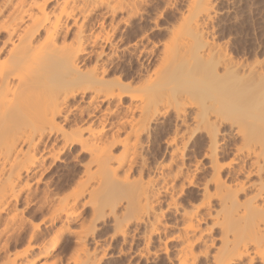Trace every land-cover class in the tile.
<instances>
[{"label":"bare ground","instance_id":"bare-ground-1","mask_svg":"<svg viewBox=\"0 0 264 264\" xmlns=\"http://www.w3.org/2000/svg\"><path fill=\"white\" fill-rule=\"evenodd\" d=\"M148 2L0 0V264H98L106 245L94 239L107 217L122 241L131 220L146 221L150 239L160 233L155 195L170 192L176 204L190 186L199 187L198 202L174 207L176 264H264V54L234 58L210 39L212 0H184L168 39L149 48L151 25L140 14ZM123 53L136 76H111L124 70ZM143 135L162 138L153 166L139 152ZM74 146L88 162L54 184L48 172ZM200 157L208 173L197 182ZM204 215L220 230L213 252Z\"/></svg>","mask_w":264,"mask_h":264},{"label":"rangeland","instance_id":"rangeland-1","mask_svg":"<svg viewBox=\"0 0 264 264\" xmlns=\"http://www.w3.org/2000/svg\"><path fill=\"white\" fill-rule=\"evenodd\" d=\"M165 1L166 0H149L148 3L143 4L141 7L142 9L140 11V14L143 15L145 18V21H141V25L145 26L146 28L151 25L148 28L151 29L148 30L151 36L148 42H146L148 47L152 46L155 42L154 44L157 45L158 43V48H161L162 42H165V40L168 39L169 34H167V28L170 29V26L172 24H177L179 13L184 10V0H178L176 5H168L169 3L165 4ZM154 13L156 14V16L154 15ZM154 16L157 19L153 20V18H155ZM207 21V30H209L208 34H210V39L215 41L216 43L221 44L222 46H225L223 48H226V52H229V54L231 53V56H233L234 58L244 59V57H246L248 58V60H251L253 59V56L256 53H259V58L263 56L264 0H212L211 17ZM134 22L138 23V18L134 19ZM256 46L259 48H257ZM97 47L99 48V46L88 48L96 50L98 49ZM155 48L156 47H154V50ZM119 57L120 58L117 60H119L120 63H123L122 65L123 67H125V71H119L120 73L117 71L114 75L111 76L117 77L121 75V77H124L125 73L133 75V70L135 68L134 66H136V62L132 61V69L129 70L128 68V64L129 62H131L130 59H132L133 57H129L128 53L119 54ZM82 58L86 65H90L93 61V59L91 57L89 58L88 56H86V54H83ZM103 58H106V56H103ZM90 59L92 60L90 61ZM156 64V61L153 60L150 64V67L153 69ZM72 100L71 102L73 104L80 105V107L82 108H86V99L80 100L78 97H75ZM127 101L128 98H122V102L115 103V106L118 108L119 111H122L124 108V103ZM152 126L160 128L163 127L162 124L157 121ZM195 139H197V143L202 146V144L206 141L204 131H198L195 134ZM235 141L238 142L239 139L235 138ZM161 144L162 138L160 137V135H156V137H153L152 139L147 138L146 135H143L141 137V147L139 148V152L141 153L140 155H142L141 157L147 158L148 156H153L151 158L148 157V161L150 162L155 156H157V154L158 156H160L161 146L163 145ZM112 150L115 155L120 154V143H117L115 146H113ZM152 153H155V156ZM188 153H190L189 158H191L192 160L194 153ZM196 153L201 155L200 147H198V151ZM88 159L89 154L87 152H81L79 151L78 146H74L71 151L67 152L64 155L63 162H58L56 166H53L50 169L47 174V177H53L54 184H59V182L57 181L60 180L64 182L65 179H69L72 176H77L82 171L84 164L88 162ZM200 161L201 164H205H202V170L197 171L196 173L197 176H195V179L196 177L198 178L196 179L197 182H202L204 177L208 173L206 159L200 157ZM151 163L152 162H150L149 165L153 166V164ZM205 169L207 170V172ZM148 174L154 177V173L151 168L149 169ZM148 174L146 173V175L144 176H148ZM66 183L67 182L65 181L63 184L65 185ZM41 186L43 185L41 184L40 187ZM170 195V192H160L159 194L155 195L154 208L155 211L159 214L158 226L160 228V233H152L150 235V239H145L146 242L144 240V233L147 232L148 229V226H145L147 225L146 221L138 223L135 220H131V222L126 226V239L125 241H122V238L119 234L115 236L112 235V218L111 216L107 217L106 220L101 223V229L100 231H98L99 236L96 235L94 239V241H98L99 244L106 245L105 257L103 256V258L99 261L98 264H176L177 261L175 258V253L180 244V238L178 235H180L181 231V217L177 210H175L176 208L174 207L179 208L181 205H183L184 203L186 204L188 201L197 203L200 197V189L199 187L194 186L185 188L184 192H180L178 196H174L176 199V204L171 203L172 200L170 199ZM169 200L171 204L168 205ZM215 203L216 202L213 201V205ZM123 205L124 200H122L121 203L118 204V206L116 207V211L118 213L121 212ZM214 206H216V204ZM32 209H35V207L32 206L30 211H32ZM30 211H28V213L26 212L25 216H30L32 214ZM201 211L205 212L206 210H204L203 208L201 209ZM204 216L205 218L201 222V228L204 229L208 227V229L204 232L207 238H210L209 242L210 240H213V245H210L211 242L207 243L209 244L208 251L213 252L219 244L220 230L218 225L211 226V219L209 216ZM130 242L133 247L132 250H128ZM136 248L144 249V256H133L132 252L135 251ZM202 248V246L198 247L197 252ZM130 255H132L133 257L131 256L130 258ZM204 260L205 259L201 257V261L197 264H204ZM42 263L50 264L51 259H42L36 262L35 264Z\"/></svg>","mask_w":264,"mask_h":264}]
</instances>
